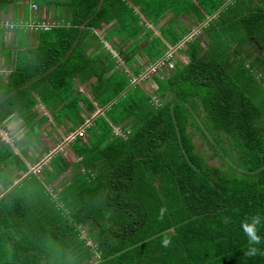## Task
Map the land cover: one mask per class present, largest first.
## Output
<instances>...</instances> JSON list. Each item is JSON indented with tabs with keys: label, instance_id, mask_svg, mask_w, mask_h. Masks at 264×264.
<instances>
[{
	"label": "trees",
	"instance_id": "obj_1",
	"mask_svg": "<svg viewBox=\"0 0 264 264\" xmlns=\"http://www.w3.org/2000/svg\"><path fill=\"white\" fill-rule=\"evenodd\" d=\"M150 1L104 0L99 9L101 0H64L59 22L32 0L30 18L8 20L12 32L36 34L38 44L0 45L8 59L0 66V127L21 118L24 136L39 142L51 129L83 131L69 143L76 161L58 151L42 177L31 173L17 185L2 169L11 146L0 147V185L8 191L0 195V264H264V256L244 255L250 245L241 226L262 217L254 246L264 251V171L253 173L264 167V0H182L190 23L202 26L200 37L188 28L183 38L172 28L149 34L142 15L151 13ZM167 8L155 9L153 20ZM186 38L188 63L174 54L158 66L167 45ZM112 40L118 57L101 46ZM134 41L138 49L126 51ZM139 59L145 64L134 75L127 65ZM150 80L154 96L142 84ZM196 135L222 165L208 164ZM67 173L76 177L60 191L52 186ZM85 226L100 258L82 236Z\"/></svg>",
	"mask_w": 264,
	"mask_h": 264
},
{
	"label": "rangeland",
	"instance_id": "obj_2",
	"mask_svg": "<svg viewBox=\"0 0 264 264\" xmlns=\"http://www.w3.org/2000/svg\"><path fill=\"white\" fill-rule=\"evenodd\" d=\"M35 2L37 3L36 5L39 7V11L38 13L42 12L44 10V12L46 13V15L49 17L50 21H59L62 22L64 21V15H65V11H64V6L61 7V5L63 4L64 0H35ZM49 4L48 6H51L50 8H48L47 5L45 4ZM163 3L165 4V8H167V6H169L167 0L164 1H150V12H155L156 10H160L161 6L163 5ZM57 5V6H56ZM32 6L29 5L28 8ZM47 8V9H46ZM52 8L54 11V14L52 13ZM189 8V6L186 4V2H182V0H175V3L171 6H169L167 8L166 13L163 15L165 16L162 20H153V17H151V13L146 12L144 13V15H142L143 17V24L144 26L147 27L149 34L154 38V37H161V33L163 32V29H175L176 30V35L179 36V38H183V36L185 35H189L190 33H188L187 31H189L191 28L192 32L190 37L192 36H201V28L202 26L196 27L194 26V22L189 21L190 17H194L191 15L190 11L187 10ZM50 9V10H49ZM156 9V10H155ZM68 15V12H67ZM146 16V17H145ZM29 17V16H28ZM173 18L175 19L174 23H169V21ZM170 19V20H169ZM146 20V21H145ZM49 21V22H50ZM168 22V24H167ZM175 24V25H174ZM152 25V27H151ZM113 25H109L107 27V32L109 30H111V27ZM192 26H194L192 28ZM152 28V29H151ZM190 32V31H189ZM22 33V31L17 30V34ZM100 36L103 37L104 32H99L98 33ZM9 35L7 32H3L1 37L3 38H7ZM189 37V38H190ZM202 38V37H201ZM117 39V38H115ZM186 40H189L188 38H186ZM102 42V41H101ZM185 41H180L178 42V44L176 46H167V53L165 54L164 58L162 59L163 61L168 60L169 58H171V56H173L175 54V59L180 58L183 62L188 63L189 59L188 56L185 54L184 51V46H182L181 44H183ZM107 43V42H106ZM103 42L101 43V46L103 45V47L105 48V50L108 52L109 50H111L112 54L116 57H118V54L113 51L112 49V45L115 46V42L111 43H107L109 44V46L107 47V44ZM201 44L204 45L206 47L207 42L204 41L203 39L201 40ZM179 45V46H178ZM134 49H138V45L137 43L132 42V45L129 46L126 51L128 50L129 52L131 50ZM172 51V52H171ZM102 53L101 50H93L91 51V53L89 54L90 56H96L98 54ZM66 61V60H65ZM119 62H121V64H123L121 59H118ZM139 62L134 63L135 67H133V65H131L130 63L127 65V68H129L131 70V72L136 75L135 71H136V67H140L143 66L145 64L144 60L139 59ZM170 66H172V64H170ZM168 69V68H167ZM171 68L168 69V73H172L170 71ZM167 73V75H168ZM164 74H161V78H164ZM134 77V76H132ZM146 76V74H142L138 79H136L134 81V83H138L140 82V80L144 79ZM144 85V87L148 90V92L153 95V92L156 89V85L150 80L147 83H142ZM82 90L86 91L87 93H89L87 91V88L82 87ZM0 91H2V89H0ZM97 91V89L94 90V93ZM44 109L43 107H37V111L40 113L42 112ZM49 111H47L46 114L49 115ZM67 128H60L59 133L55 132L53 129H51V131L49 133L45 132L42 134L41 138L39 140H41L42 142L36 141V136L35 134H33L30 137H25L24 135L27 132V128L24 127V121L21 120L20 118L14 117V119H10L9 121H7L5 123V127L1 128L0 127V142L3 141V143H0V147L2 146V144L10 141V151H11V159L7 162V164L5 166H3V170L4 172L7 174V176L15 183H21L23 180H21L22 178H24L26 175H29L31 173H35L36 176L40 177L42 175V170L44 168V166L46 165L48 159L50 158L49 156L53 153H55L56 151H62L63 154H65L66 157H70L69 159L72 158V160H77L76 158L73 159V156H69L70 154V149H69V143L73 140L74 136L77 135L78 133H80L81 131H83V129H80L79 131H77L74 134H71L69 136H67L66 132H67ZM118 131H120L119 128H117ZM57 133V134H56ZM121 133V131H120ZM24 136V138H22ZM4 138V140H3ZM6 139V140H5ZM49 140V141H48ZM194 140L196 141L197 145H198V151L201 152V154L204 155L205 158H207V162L209 165L211 166H220L222 165V161L219 160L217 157H215L210 149V147L205 144V142H203L202 138L199 135H196ZM12 152H14V155H12ZM24 165H26V167L29 169V172H24ZM234 166V165H233ZM78 176V175H77ZM42 177V176H41ZM76 177V174L74 173H67L64 176H61L57 181H55V183H53V187H55L57 190H62V188H64L65 186H67L71 180L73 178ZM19 181V182H18ZM0 183L2 184V182L0 181ZM8 191H6V189H3V187L0 185V195H4L6 194ZM84 237V235H82ZM86 240H88L87 237H84ZM93 246H96V244H93Z\"/></svg>",
	"mask_w": 264,
	"mask_h": 264
},
{
	"label": "crops",
	"instance_id": "obj_3",
	"mask_svg": "<svg viewBox=\"0 0 264 264\" xmlns=\"http://www.w3.org/2000/svg\"><path fill=\"white\" fill-rule=\"evenodd\" d=\"M31 2H32V0H8L5 7H4L3 3L0 4V24L9 23L8 20L15 21V20L19 19L21 21H25L26 18H30V16L28 17V15H30L29 12L31 11V9H30V7L28 8V6L31 4ZM2 5H3V7H2ZM64 11H66V9H64ZM20 31H22V33L17 34V31L16 32H12L11 29L2 30V32H0V45H4V46H6V48H8L12 44H16V43H21V44H24L26 46H28V45L36 46L38 44V41H37V38H36V34L30 33L28 31H23V30H20ZM3 32H7L9 36L7 38L1 37ZM24 37L28 39V40L26 39L27 40L26 43L24 42V40H25ZM186 41H188V40H185V42ZM181 45L183 46L184 43L181 44ZM108 46H109V44H107V47ZM167 46H171V45L168 44ZM7 60H8L7 59V55H3L0 58V66L1 67L6 66V64L8 63ZM39 107H43V109H44L42 112H40V114L41 115L45 114V115H47L50 118L51 110L48 109L47 107L43 106V105H40ZM47 111L50 112L49 115L46 114ZM102 114H104V110H101L96 115H94V117L92 118L91 122L93 121V119H95L96 117H98L99 115H102ZM12 119H14V118H12ZM15 119H16V117H15ZM50 121H52V120L50 119ZM91 122L87 121L86 124L89 125ZM77 135L74 136L73 140L75 139V137ZM49 157H50L49 159H51L52 156L50 155ZM80 230L82 232V235H84V237H87V238L89 237L90 233H93L92 231H89V230H91V228L88 227V226L80 227ZM93 244L94 243L88 239V245L93 248V252L96 254L97 258H100V254L95 251L96 246H93Z\"/></svg>",
	"mask_w": 264,
	"mask_h": 264
},
{
	"label": "clouds",
	"instance_id": "obj_4",
	"mask_svg": "<svg viewBox=\"0 0 264 264\" xmlns=\"http://www.w3.org/2000/svg\"><path fill=\"white\" fill-rule=\"evenodd\" d=\"M117 131V128H116ZM4 140V138H3ZM6 140V139H5ZM3 142V141H2ZM10 143V141L6 142V144ZM35 174V173H34ZM29 175H26L23 179H26ZM19 182V181H18ZM19 183H15L17 185ZM166 209L161 208L160 209V217L163 218V215L165 213ZM230 217H225L223 222L225 224L230 222ZM262 217L259 214L250 215L249 217H246L244 221L242 222V229L245 233V235L248 237L249 242V248L244 253L247 257H255L257 255L264 256V251L261 249L255 247L254 245H258L261 243V237L258 235L259 225L261 224ZM170 244V240L165 238L163 241V245L167 247Z\"/></svg>",
	"mask_w": 264,
	"mask_h": 264
},
{
	"label": "water",
	"instance_id": "obj_5",
	"mask_svg": "<svg viewBox=\"0 0 264 264\" xmlns=\"http://www.w3.org/2000/svg\"><path fill=\"white\" fill-rule=\"evenodd\" d=\"M103 3H104V0H101V2H100V4H99V9L102 8ZM88 22H89V20L86 21V22L81 26V30H84V29L86 28ZM77 43H78V40L74 43L73 48L77 45ZM73 48L68 52V54H67V56L65 57L64 61L67 60V59L70 57V55H71L72 52H73ZM60 64H61V62L58 63L56 66H54L51 70H49V71H48L47 73H45L44 75L50 73L53 69H55V68H56L57 66H59ZM44 75H43V76H44ZM43 76H41V77H43ZM32 83H33V82H30V83L27 84L26 86H28V85H30V84H32ZM171 108H173V105L171 106ZM199 123H200V125L202 126V128L204 129V131L206 132L207 136H208V137L210 138V140L212 141L211 136L208 134V132H207V130L205 129V127H204V125L202 124V122L199 121ZM212 142H213V141H212ZM56 152H57V151H56ZM56 152H55V153H56ZM55 153H54V154H55ZM54 154L52 153L51 156H53ZM226 161H227V162H230L227 158H226ZM231 165L233 166V164H231ZM239 170H240V171H243V170H241V169H239ZM261 171H264V167L261 168L260 170H258L257 172H253V173H258V172H261ZM243 172H245V171H243ZM245 173H249V172H245Z\"/></svg>",
	"mask_w": 264,
	"mask_h": 264
},
{
	"label": "built area",
	"instance_id": "obj_6",
	"mask_svg": "<svg viewBox=\"0 0 264 264\" xmlns=\"http://www.w3.org/2000/svg\"><path fill=\"white\" fill-rule=\"evenodd\" d=\"M7 26H8V24H7ZM163 62H164V61H163ZM163 62H162V61H160V62H159V64H158V66H160V64H163ZM115 133H116L117 135H119V134H120L118 131H115Z\"/></svg>",
	"mask_w": 264,
	"mask_h": 264
},
{
	"label": "bare ground",
	"instance_id": "obj_7",
	"mask_svg": "<svg viewBox=\"0 0 264 264\" xmlns=\"http://www.w3.org/2000/svg\"><path fill=\"white\" fill-rule=\"evenodd\" d=\"M6 25L8 24V26H7V28L6 29H10V27H9V23H5ZM1 25H3V24H1ZM9 27V28H8ZM12 30V29H11ZM118 131V130H117ZM119 133H120V131H118ZM121 134V133H120Z\"/></svg>",
	"mask_w": 264,
	"mask_h": 264
}]
</instances>
